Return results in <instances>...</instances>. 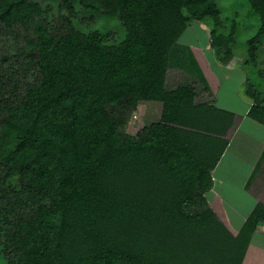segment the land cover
Here are the masks:
<instances>
[{
	"label": "trees",
	"instance_id": "trees-1",
	"mask_svg": "<svg viewBox=\"0 0 264 264\" xmlns=\"http://www.w3.org/2000/svg\"><path fill=\"white\" fill-rule=\"evenodd\" d=\"M243 1L259 20L253 61L264 0ZM222 12L219 0H0V239L12 264H243L264 207L235 236L204 197L234 116L165 87L172 67L204 79L177 40L192 21L220 27ZM238 30L212 31L218 61L234 57ZM262 95L248 94V116L264 127ZM140 102L163 111L137 141L113 110L128 118Z\"/></svg>",
	"mask_w": 264,
	"mask_h": 264
},
{
	"label": "rangeland",
	"instance_id": "rangeland-1",
	"mask_svg": "<svg viewBox=\"0 0 264 264\" xmlns=\"http://www.w3.org/2000/svg\"><path fill=\"white\" fill-rule=\"evenodd\" d=\"M221 4L222 12V24L218 28H213L212 22H189L187 29L177 40V43L181 48H188L189 54L194 58L199 65L201 73L204 79H200L197 75L190 74L181 70L180 68L172 67L167 70L165 79V87L169 91H175L179 88H189L194 94V105L199 111L203 110L200 107L204 106L205 109L212 107H219L220 109L225 107H231L241 105L242 108L252 109L254 102L248 96L252 89H258L263 92L262 100L264 101V79L260 77V72L264 74V53L259 54L253 61H248L246 57L245 42L250 40L257 32L259 26V20L257 17L252 15L250 12V6L243 0H219ZM236 22L239 30L236 32V41L232 52L235 53L234 57H227V63H223L217 60L216 53L214 51V43L211 39L212 31L215 30L218 34L227 36L231 32L232 23ZM76 26L79 28L84 27L87 24H81L80 20L75 21ZM103 24L104 30L108 31V25ZM82 29V28H81ZM104 32V31H103ZM104 32V33H106ZM205 33V34H204ZM123 29L119 27V31L115 34L114 42L119 43L121 41V35ZM124 36V35H123ZM13 40L7 39L4 48L11 49ZM224 45V44H221ZM225 46V45H224ZM14 50V49H13ZM225 50V47L222 48ZM243 56V57H242ZM232 57V58H231ZM252 88V89H250ZM239 96L243 97V104L238 101ZM228 103V104H226ZM218 105V106H217ZM109 110V109H108ZM110 111V110H109ZM115 114L125 120V125L121 128L124 129L129 139L140 140L143 130L161 121V114L163 106L157 103L140 102L137 110L130 114L128 118L123 117L125 110L120 107H114ZM111 112V111H110ZM205 114V112H204ZM259 113H253L252 116ZM205 122L209 123L210 119L208 115H203ZM251 116V118H252ZM223 120L220 123H216L220 126L229 125L231 118L226 115H220ZM213 122V121H212ZM260 152H264V148H259ZM217 157L218 152L216 151ZM253 156V155H252ZM251 156V157H252ZM259 156L254 157L257 159ZM262 166L259 164L261 171H264V155L262 156ZM230 159L226 161V165L229 164ZM249 161V158H248ZM233 166L229 165L228 168ZM237 171L232 175L228 176V182L236 188L228 186L225 179L221 184L217 185L216 193L222 192L223 198L228 202H221L223 206L216 202L215 199L218 197L215 195L214 190H210L204 195L206 197L209 208L218 217L223 226H225L229 232L237 235L236 229H239L240 225L245 221L246 212L251 211L253 208V201L249 196L243 193L241 190L247 178V174L251 170L250 166L243 167L239 165L235 167ZM258 168V169H259ZM213 171L211 172V174ZM214 180V179H213ZM264 182V179H263ZM226 183V184H225ZM238 188V189H237ZM264 188V187H263ZM191 197L196 198L197 192H192ZM217 197V198H216ZM198 198H196L197 200ZM186 195L183 194L180 200L181 204H187ZM218 200V199H217ZM220 205V206H219ZM226 230V231H227ZM215 244L212 242L213 247ZM226 248L221 246V250L225 252L233 249L230 241L223 243ZM0 264H12L10 256L2 245L0 239ZM244 264V262H243Z\"/></svg>",
	"mask_w": 264,
	"mask_h": 264
},
{
	"label": "crops",
	"instance_id": "crops-1",
	"mask_svg": "<svg viewBox=\"0 0 264 264\" xmlns=\"http://www.w3.org/2000/svg\"><path fill=\"white\" fill-rule=\"evenodd\" d=\"M238 101L243 104V97L239 96ZM234 104L236 106L231 105V107H225V110H223L224 108L221 109L232 114L234 118L232 126L227 131L224 138L228 141V145L212 173L214 179L212 189L218 197H216L218 200L215 199V205H217V202L223 206L221 202L223 203L228 201L223 198L221 191L216 193L217 188H219L217 185L221 184V182L225 179L228 186L236 188L228 182L227 177L237 171L235 168L236 166L239 167V165H242L243 167H251L243 185L244 187L238 191H243L244 194L249 196L254 205L251 211L248 210V212H246V219L242 225H240L239 229L234 230L238 235L242 226L258 208V206L262 205L264 207V171H261L262 169L259 168V164L262 166L263 162H261V160L264 155V152L259 151L260 147L264 148V127L248 116V109L242 108L241 105H237L236 102ZM219 107L217 108L220 109ZM256 156L259 157L254 159ZM228 158L230 161L229 164L226 165ZM229 165L233 167L228 168ZM256 229V233L253 235L252 241L246 253L244 264H264V223L258 225Z\"/></svg>",
	"mask_w": 264,
	"mask_h": 264
}]
</instances>
